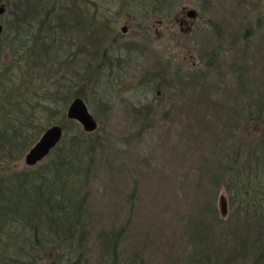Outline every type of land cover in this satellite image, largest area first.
Here are the masks:
<instances>
[{"label":"rangeland","instance_id":"374dc122","mask_svg":"<svg viewBox=\"0 0 264 264\" xmlns=\"http://www.w3.org/2000/svg\"><path fill=\"white\" fill-rule=\"evenodd\" d=\"M0 6V264H264V172L242 158L264 154V0ZM45 82L44 99L40 89L25 96L38 106L36 127L17 134L29 112L7 104ZM76 96L93 132L66 116ZM54 124L59 146L90 134L87 171L65 185L69 203L84 204V235L72 243L57 221L49 237L52 213L19 209V184L32 182L23 173L37 184L53 178L55 149L34 166L24 156ZM56 189L43 193L59 200Z\"/></svg>","mask_w":264,"mask_h":264},{"label":"trees","instance_id":"16d2710c","mask_svg":"<svg viewBox=\"0 0 264 264\" xmlns=\"http://www.w3.org/2000/svg\"><path fill=\"white\" fill-rule=\"evenodd\" d=\"M155 2L159 4L161 0H153L154 5L158 7ZM97 38L95 41H98ZM92 48H93L94 58H95L98 55L97 51L99 49L97 42L94 43ZM43 51L44 50H42V53ZM67 66L72 67L71 64H67ZM71 79H67V81L66 80L65 81L68 82ZM32 81L37 82L36 79L34 80V78ZM55 83H57V81ZM42 84L43 85H41L40 88L32 87V89H30L28 87L25 93L21 94L20 92V94H15L14 104H11V103L7 104L8 106L11 105L12 109L14 108L15 111L19 110L20 112H23L25 109L26 111L28 110L29 112V115H26V118H24V123L20 122L19 123L20 125L15 129V132L17 134L25 133L31 126H32L31 128L36 127L35 125L36 117L34 115L36 114L38 106L36 107L35 105H32L31 99L29 101H25L26 100L25 96H26V92L28 93L30 92V90L37 91V89H40L39 91L41 93H44L43 96H41L42 99H44L46 95L47 96L49 95V93L47 92L49 88L47 87L48 85L46 84V82ZM3 86H4L3 80H0V88L3 90H6L8 88V87H3ZM16 92H19V91H16ZM11 97H8V95L6 94V96H4L2 99H4L6 102ZM0 99H1V96H0ZM3 105H4V102L2 103V100H0V108H2ZM40 108H41V105H40ZM89 135L85 132H77L71 137L70 140L63 142L61 146L57 145L54 148L55 150L53 149L54 151H56L55 168H54V171H52L53 173H51L50 175V176H53V178L50 177V179L48 180L45 178L40 179L39 180L40 184H37L33 182V180H35L37 176L35 175L28 176L26 173L22 174L23 182H25L26 180L30 182L31 179H32V182L28 186H25L24 183L19 184L20 189H21V194L25 195L26 197L25 202H24V197L21 198L23 199V203L19 206V209L21 208L24 211L25 209L27 210L29 209L32 216L37 215V213H39L40 216L44 215L45 212L46 214L52 213L54 215L53 217L50 216V214L49 216H47V219L46 218L44 219L42 217L44 220L43 221L44 224L47 225V227L49 228L48 231L49 230L54 231L53 233L52 231H50L49 237L52 240L54 238L57 239V232H55L54 229H51L50 226H52L53 222H56V221H57L56 223L57 231L58 230L61 231L62 233L61 237L67 242L72 243L74 240L76 241L78 239L82 240L81 238H83L84 231H85L84 230L85 224L82 221L84 204L83 203L82 204L69 203L70 200L73 201L72 196L74 192L72 190L67 191L65 185L66 183H68L70 176H72L73 179H77L76 177L79 175H82L85 169L87 171V168L90 162L89 158L92 153V151L90 150V147L88 146L89 142L87 141V137ZM260 147L262 148L264 147L263 138H262V142L260 143ZM245 154L247 155L242 156V158L246 162V165L250 167L252 164H254L257 167H260L262 171L264 172V154L262 153L261 150H259L258 148H254L251 151L245 152ZM46 187L47 188L51 187L52 190L57 188L56 191H58L59 196H62V197H59V200H53L52 195L45 196L43 192H45L44 189ZM27 191L28 193H26ZM30 191L32 192L31 196H30ZM246 195H248V192L246 193ZM63 197H65V201H61V200H64ZM249 204L250 202L248 203V205ZM12 206L10 204L9 208ZM47 208H56L57 210L54 212L53 209H47ZM49 217H51L52 220H50ZM109 243H110V239L104 238L103 248L105 249V251L108 248Z\"/></svg>","mask_w":264,"mask_h":264},{"label":"water","instance_id":"95a60500","mask_svg":"<svg viewBox=\"0 0 264 264\" xmlns=\"http://www.w3.org/2000/svg\"><path fill=\"white\" fill-rule=\"evenodd\" d=\"M3 11L4 7L0 6V13ZM186 15L193 21L197 13L194 9H189L186 11ZM2 29L3 26L0 24V33ZM122 30L126 31V28L123 27ZM66 116L68 119L77 121L87 133L93 132L97 128L98 124L95 117L90 112L86 102L80 96H76L70 101ZM62 137L63 128L61 125L54 124L47 127L39 139L26 152L24 156L25 164L28 166L36 165L60 143ZM221 206L224 215L226 213V200L224 197L221 198Z\"/></svg>","mask_w":264,"mask_h":264},{"label":"flooded vegetation","instance_id":"af4514ba","mask_svg":"<svg viewBox=\"0 0 264 264\" xmlns=\"http://www.w3.org/2000/svg\"><path fill=\"white\" fill-rule=\"evenodd\" d=\"M181 23L183 24V23H187V21L185 20V19H183L182 21H181Z\"/></svg>","mask_w":264,"mask_h":264}]
</instances>
